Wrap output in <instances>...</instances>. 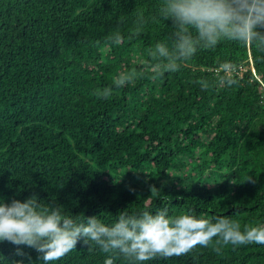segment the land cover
Returning <instances> with one entry per match:
<instances>
[{"label": "trees", "instance_id": "trees-1", "mask_svg": "<svg viewBox=\"0 0 264 264\" xmlns=\"http://www.w3.org/2000/svg\"><path fill=\"white\" fill-rule=\"evenodd\" d=\"M153 3L0 0V197L54 195L73 214L109 222L129 205L161 207L155 191L147 199L155 187L173 214L264 224V62L224 45L178 73L146 77V44L162 26L105 41L118 24L130 27L135 7ZM217 57L246 69L238 84L210 82ZM121 72L131 83L107 99L94 94ZM0 253L13 258V246ZM105 255L78 242L54 264H104ZM147 264H264V245H196Z\"/></svg>", "mask_w": 264, "mask_h": 264}, {"label": "clouds", "instance_id": "clouds-1", "mask_svg": "<svg viewBox=\"0 0 264 264\" xmlns=\"http://www.w3.org/2000/svg\"><path fill=\"white\" fill-rule=\"evenodd\" d=\"M159 26L164 30L146 44L149 60L142 69L146 77L178 73L199 53L216 52L224 45L248 49L257 62H264V0H154L147 11L135 7L130 12V27L118 24L105 42L117 46L125 38L139 39L146 29ZM240 67L237 61L217 57V76L210 82L230 88L239 83ZM129 83L131 77L121 72L110 86L94 94L107 99L114 89ZM153 191L161 207L132 210L129 205L111 215L109 222L101 215L73 214L54 195L44 199L33 192L23 199L0 197V244L13 246V258L0 253V264H54L76 249L78 242L98 247L106 254L104 264H115L117 257L125 264H147L157 255L181 254L196 245H264V224L242 226L233 216L208 219L191 209L173 214L169 197L155 187L147 199ZM26 248L37 253L35 261Z\"/></svg>", "mask_w": 264, "mask_h": 264}, {"label": "built area", "instance_id": "built-area-1", "mask_svg": "<svg viewBox=\"0 0 264 264\" xmlns=\"http://www.w3.org/2000/svg\"><path fill=\"white\" fill-rule=\"evenodd\" d=\"M245 68L244 67H240V69H239V76H241L244 72H245ZM215 71V70H214Z\"/></svg>", "mask_w": 264, "mask_h": 264}, {"label": "rangeland", "instance_id": "rangeland-1", "mask_svg": "<svg viewBox=\"0 0 264 264\" xmlns=\"http://www.w3.org/2000/svg\"><path fill=\"white\" fill-rule=\"evenodd\" d=\"M132 178H134V177H132Z\"/></svg>", "mask_w": 264, "mask_h": 264}]
</instances>
